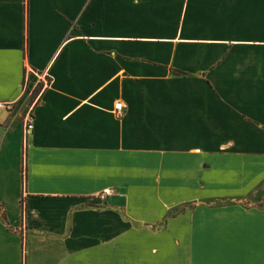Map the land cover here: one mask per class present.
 Masks as SVG:
<instances>
[{
	"label": "crops",
	"instance_id": "obj_1",
	"mask_svg": "<svg viewBox=\"0 0 264 264\" xmlns=\"http://www.w3.org/2000/svg\"><path fill=\"white\" fill-rule=\"evenodd\" d=\"M263 204L264 0H0V264H264Z\"/></svg>",
	"mask_w": 264,
	"mask_h": 264
},
{
	"label": "built area",
	"instance_id": "obj_2",
	"mask_svg": "<svg viewBox=\"0 0 264 264\" xmlns=\"http://www.w3.org/2000/svg\"><path fill=\"white\" fill-rule=\"evenodd\" d=\"M123 112H124V105L122 101L115 102L113 107V113L116 116H122ZM31 129H32V122L30 117H27L25 121V132L29 133ZM113 193L114 190L112 188H107L97 193L95 197L100 201H104L107 197L111 196Z\"/></svg>",
	"mask_w": 264,
	"mask_h": 264
},
{
	"label": "rangeland",
	"instance_id": "obj_3",
	"mask_svg": "<svg viewBox=\"0 0 264 264\" xmlns=\"http://www.w3.org/2000/svg\"><path fill=\"white\" fill-rule=\"evenodd\" d=\"M167 208H168L167 216L169 218H171L172 216L176 217L177 216V212H179L182 207H177V205L176 206L173 205L172 207H167ZM169 218H168V220H169ZM166 224H167L166 228H174V226H173L174 225V221L173 220L166 221ZM176 226H177V224H176Z\"/></svg>",
	"mask_w": 264,
	"mask_h": 264
},
{
	"label": "trees",
	"instance_id": "obj_4",
	"mask_svg": "<svg viewBox=\"0 0 264 264\" xmlns=\"http://www.w3.org/2000/svg\"><path fill=\"white\" fill-rule=\"evenodd\" d=\"M40 86H37L35 88V90L33 91L32 95H31V101L34 99L35 95L39 92ZM21 207L23 209V200H21Z\"/></svg>",
	"mask_w": 264,
	"mask_h": 264
}]
</instances>
